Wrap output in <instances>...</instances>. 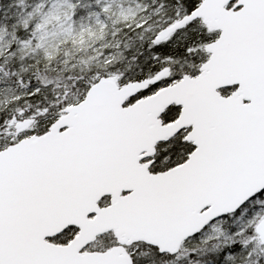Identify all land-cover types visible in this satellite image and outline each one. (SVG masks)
Returning a JSON list of instances; mask_svg holds the SVG:
<instances>
[{"label": "snow or ice", "instance_id": "1", "mask_svg": "<svg viewBox=\"0 0 264 264\" xmlns=\"http://www.w3.org/2000/svg\"><path fill=\"white\" fill-rule=\"evenodd\" d=\"M73 3L70 63L0 6V264H264V0Z\"/></svg>", "mask_w": 264, "mask_h": 264}, {"label": "trees", "instance_id": "2", "mask_svg": "<svg viewBox=\"0 0 264 264\" xmlns=\"http://www.w3.org/2000/svg\"><path fill=\"white\" fill-rule=\"evenodd\" d=\"M0 6L10 14L18 13L20 26L34 25L25 52L41 61L47 58L51 63L60 57L68 63L88 60L94 49L103 48L108 35L107 27L78 19L73 0H0ZM121 20L117 17L113 23ZM7 32V28L0 29V35Z\"/></svg>", "mask_w": 264, "mask_h": 264}]
</instances>
